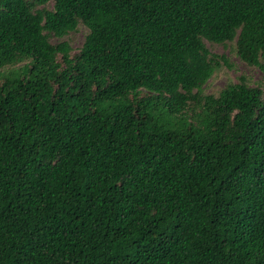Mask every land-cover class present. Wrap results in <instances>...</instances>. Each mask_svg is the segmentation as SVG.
<instances>
[{
    "label": "trees",
    "instance_id": "16d2710c",
    "mask_svg": "<svg viewBox=\"0 0 264 264\" xmlns=\"http://www.w3.org/2000/svg\"><path fill=\"white\" fill-rule=\"evenodd\" d=\"M214 46L264 72V0H0V264H264V89L205 93Z\"/></svg>",
    "mask_w": 264,
    "mask_h": 264
},
{
    "label": "rangeland",
    "instance_id": "374dc122",
    "mask_svg": "<svg viewBox=\"0 0 264 264\" xmlns=\"http://www.w3.org/2000/svg\"><path fill=\"white\" fill-rule=\"evenodd\" d=\"M87 33L88 30L84 26H79L75 33L63 37L62 39L50 36V41L53 44L62 41H67L72 49V52L76 53L82 46ZM210 51L217 55L224 54L228 58L229 63L232 64L234 67L232 69L222 67L217 72V75L212 80H210L208 85L204 88L205 93L216 92L219 88L224 86L225 81L228 78L233 81H237V77L240 75H246L250 77L253 85L260 84L262 86V89H264V72L262 70L256 67L252 68L246 66L233 53H231L229 49H223L221 46L211 47Z\"/></svg>",
    "mask_w": 264,
    "mask_h": 264
}]
</instances>
